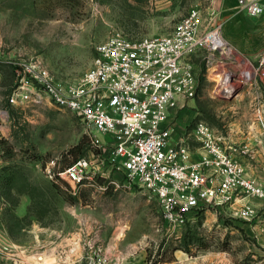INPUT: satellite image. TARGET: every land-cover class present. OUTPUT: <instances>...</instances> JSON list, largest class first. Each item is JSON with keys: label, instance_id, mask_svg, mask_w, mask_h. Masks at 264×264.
Returning a JSON list of instances; mask_svg holds the SVG:
<instances>
[{"label": "rangeland", "instance_id": "rangeland-1", "mask_svg": "<svg viewBox=\"0 0 264 264\" xmlns=\"http://www.w3.org/2000/svg\"><path fill=\"white\" fill-rule=\"evenodd\" d=\"M193 8L211 27L228 31L264 18L248 16L238 0H0V264H75L89 243L109 249L112 264H264L262 201L252 200L261 210L250 221L203 206L174 227L156 199L125 185L119 174V186L107 190L60 176L78 158L98 152L94 136L70 110L11 99L19 84L13 62L24 68L41 61L59 83H72L92 68L96 47L108 37L167 35ZM235 50L249 63L244 69L259 65L262 50L255 57ZM191 62L198 88L170 120L180 133L198 122L225 131L250 118L245 108L264 110V75L227 99L214 94L218 77L207 53ZM179 118L186 119L182 129ZM185 240L193 253L201 244L210 248L196 256L179 250L188 255L181 262L172 249Z\"/></svg>", "mask_w": 264, "mask_h": 264}, {"label": "built area", "instance_id": "built-area-1", "mask_svg": "<svg viewBox=\"0 0 264 264\" xmlns=\"http://www.w3.org/2000/svg\"><path fill=\"white\" fill-rule=\"evenodd\" d=\"M238 5L250 17L264 14L262 0H238ZM202 51L218 77L215 95L230 97L264 75V50L257 67L244 69L249 63L239 59L223 26L211 27L193 8L167 35L108 37L96 47L92 68L72 83H59L41 61L24 68L13 62L19 84L11 99L70 110L94 136L98 152L60 172L73 185L107 190L119 186V174L125 185L156 199L174 227L186 224L203 206L227 207L250 221L260 210L252 200L264 207V178L249 176L233 156L235 149L209 125L198 122L189 133H180L170 121L181 101L196 93L191 59ZM103 180L108 183L99 184ZM75 264H112L109 249L89 243Z\"/></svg>", "mask_w": 264, "mask_h": 264}, {"label": "crops", "instance_id": "crops-1", "mask_svg": "<svg viewBox=\"0 0 264 264\" xmlns=\"http://www.w3.org/2000/svg\"><path fill=\"white\" fill-rule=\"evenodd\" d=\"M244 12L246 13V11ZM244 12L241 15L238 14V18L243 17ZM223 35L239 52H246L255 57L262 50V55L264 46L262 49H260V46L264 42V18H261L255 26L239 27L233 31L223 30ZM181 104L180 109L183 110L184 101H181ZM181 113L183 115L185 110ZM187 115L185 113L184 117ZM244 115L246 118L247 116L250 118L227 126L225 131L214 130L223 136L225 145L235 149L233 156L246 166L248 175L262 179L264 178V110L245 108ZM188 117L190 116L188 115ZM185 122L186 119L181 120L179 118L176 125L179 129H182V126H185ZM257 206L259 207V205ZM219 209L231 211L227 207H219ZM187 257L188 255L183 251L178 250L175 252V258L181 262L186 261Z\"/></svg>", "mask_w": 264, "mask_h": 264}, {"label": "trees", "instance_id": "trees-1", "mask_svg": "<svg viewBox=\"0 0 264 264\" xmlns=\"http://www.w3.org/2000/svg\"><path fill=\"white\" fill-rule=\"evenodd\" d=\"M190 245V241L185 240L184 243L182 244H177L176 246L173 247V252L177 251V250H184L185 252L189 253L192 256H196L197 253L200 250H207L210 248L209 244H201L200 246L197 247V250L193 253L192 249L189 247Z\"/></svg>", "mask_w": 264, "mask_h": 264}, {"label": "water", "instance_id": "water-1", "mask_svg": "<svg viewBox=\"0 0 264 264\" xmlns=\"http://www.w3.org/2000/svg\"><path fill=\"white\" fill-rule=\"evenodd\" d=\"M239 93V88H237L235 91H234V93L230 96V97H227V96H225V95H221V96H223L224 98H230V99H233L237 94ZM219 96V95H218Z\"/></svg>", "mask_w": 264, "mask_h": 264}]
</instances>
